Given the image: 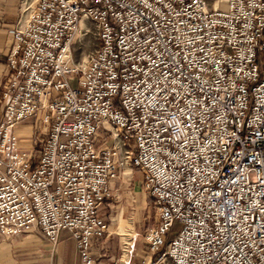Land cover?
<instances>
[{"label": "built area", "instance_id": "obj_1", "mask_svg": "<svg viewBox=\"0 0 264 264\" xmlns=\"http://www.w3.org/2000/svg\"><path fill=\"white\" fill-rule=\"evenodd\" d=\"M87 21L100 43L77 64ZM15 30L1 235L36 228L56 247L67 232L80 264H98L111 182L130 165L157 214L142 264H264V0H38Z\"/></svg>", "mask_w": 264, "mask_h": 264}, {"label": "crops", "instance_id": "obj_2", "mask_svg": "<svg viewBox=\"0 0 264 264\" xmlns=\"http://www.w3.org/2000/svg\"><path fill=\"white\" fill-rule=\"evenodd\" d=\"M37 3L38 0H0V123L4 120L2 85L8 75L7 58L14 46L15 29L30 18ZM96 143L100 148L113 145L107 129L99 128ZM117 172L118 177L111 182L112 197L103 210L110 236L104 241H95L91 253L98 264H142L148 251L144 235L148 227L156 224L145 226L147 217L144 214L150 200L141 171L127 165ZM139 239H142L140 244ZM80 263L76 243L67 232L61 235L56 247L36 228L12 239L0 234V264Z\"/></svg>", "mask_w": 264, "mask_h": 264}, {"label": "rangeland", "instance_id": "obj_3", "mask_svg": "<svg viewBox=\"0 0 264 264\" xmlns=\"http://www.w3.org/2000/svg\"><path fill=\"white\" fill-rule=\"evenodd\" d=\"M86 27L89 28L88 33L79 34L78 37L74 41V52L73 57L75 58V62L77 64L81 62H86L90 58L89 56L93 53L95 49L98 48L99 43L97 37V28L93 22L87 21ZM71 85L77 87V79L76 77L71 78ZM34 122L33 120H25L18 128L17 133L20 137L21 144L25 146H31V141L34 138L33 131ZM102 132V130H100ZM149 197V196H148ZM149 202L147 204V208L145 210V216L147 217L146 227L149 224H155L157 220V214L155 212V207L153 204V200L149 197ZM180 224L178 222L175 223L173 230L171 231L170 237L176 235L180 231ZM142 239H139L138 243L140 244ZM147 247V244H145Z\"/></svg>", "mask_w": 264, "mask_h": 264}]
</instances>
